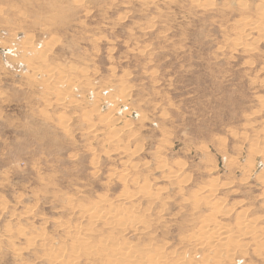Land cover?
<instances>
[{
    "label": "rangeland",
    "instance_id": "1",
    "mask_svg": "<svg viewBox=\"0 0 264 264\" xmlns=\"http://www.w3.org/2000/svg\"><path fill=\"white\" fill-rule=\"evenodd\" d=\"M263 10L0 0V264H110L128 246L201 264L187 239L213 209L233 236L239 220L262 234L223 262L264 264Z\"/></svg>",
    "mask_w": 264,
    "mask_h": 264
},
{
    "label": "bare ground",
    "instance_id": "2",
    "mask_svg": "<svg viewBox=\"0 0 264 264\" xmlns=\"http://www.w3.org/2000/svg\"><path fill=\"white\" fill-rule=\"evenodd\" d=\"M264 11V10H263ZM261 16L259 17L260 19H258L257 24H255L253 27L255 29H257L259 32H264V15L263 12H261L260 14ZM249 21V20H248ZM255 22V21H254ZM254 24V23H253ZM242 25V24H241ZM252 27L250 24L244 25L243 27L245 28V30L250 29V27ZM252 27V29H254ZM251 30V29H250ZM244 32V31H243ZM258 33V32H257ZM239 38V37H238ZM242 38V37H241ZM237 40V39H236ZM244 40V39H243ZM238 41L240 42V39H238ZM239 46V45H238ZM30 48V47H29ZM30 51V50H29ZM45 56V55H44ZM40 61V59H39ZM41 63V62H40ZM51 74V73H50ZM49 74V75H50ZM48 75V76H49ZM62 78V77H61ZM65 78V77H64ZM64 80V79H61ZM61 80L59 81V83L61 82ZM67 81V80H66ZM57 83V82H56ZM61 84V83H60ZM123 84V83H121ZM69 85V84H68ZM88 85V84H87ZM123 86V85H122ZM52 90V89H51ZM67 90V89H66ZM50 91V90H49ZM57 92V91H56ZM122 99L124 98L125 95H121ZM115 104V103H114ZM115 117V116H114ZM113 116L111 117H107L105 121L107 122H112V120L114 119ZM104 121V122H105ZM103 122V121H102ZM106 122V123H107ZM105 124V123H104ZM111 126V125H110ZM108 126V127H110ZM113 127V126H112ZM114 133V132H113ZM112 135V132L110 133ZM112 138V137H111ZM264 142V141H263ZM164 163V162H163ZM175 178V175H174ZM135 180V179H134ZM148 187L145 190V193L147 191ZM215 189H210V191H214ZM202 191V190H201ZM144 192V191H142ZM125 194V193H124ZM148 194V191L147 193ZM149 196V195H148ZM125 197V196H124ZM126 198V197H125ZM133 198V197H132ZM128 199V198H127ZM193 202L197 204V206H200L199 203H201L202 201L206 202V204H210L208 200H210L208 198V196L206 197H200L199 193H196L194 198H193ZM208 201V202H207ZM101 202V201H100ZM97 204V203H96ZM95 204V205H96ZM99 204V203H98ZM88 206V205H87ZM214 207V206H213ZM91 208V207H90ZM93 208V207H92ZM83 209V208H82ZM106 211V210H105ZM109 211V210H108ZM113 211V210H110ZM213 213L211 214V216H209V218H207L201 225V228H199L200 230L195 233L192 234V236L190 235L187 239L191 242H194L196 244V247L199 248H205L207 249L206 251L208 252V255H205V258H203L201 260V264H223V260L224 258L229 259L232 258L235 255L236 251H233V248L236 247H242L239 243L241 241H238L237 238H250L251 241L256 242L255 240L259 239L262 237V234L260 233V231L258 230V228L256 227V225L254 224L249 225V224H245L248 223L246 222V220H239V228H237L236 230H238V236H233V230L231 228H229L228 226H224L223 224L219 223L215 218V215L220 213V211H216V210H212ZM216 211V212H215ZM115 212V211H113ZM125 212V211H124ZM118 213V212H115ZM114 213V214H115ZM85 214V213H84ZM100 214V213H99ZM135 215V214H134ZM133 213L131 211H127L125 213V215H119L116 214L112 217L110 224L111 225H120V226H124L125 224H127L128 222H133L135 221L136 218L138 217H134ZM90 216V215H89ZM88 216V217H89ZM110 216V214H109ZM95 217V216H94ZM134 217V218H133ZM93 218V217H92ZM100 218V217H97ZM217 218V217H216ZM94 219V218H93ZM106 221V220H105ZM140 221V220H139ZM252 222V221H251ZM237 223V224H238ZM254 223V222H253ZM105 224H107L105 222ZM134 224V223H133ZM138 224V223H137ZM108 225V224H107ZM237 226V227H238ZM127 227V226H125ZM135 226L133 225V228ZM129 228V227H128ZM127 228V229H128ZM123 229V228H122ZM126 229V228H125ZM124 229V230H125ZM126 229V230H127ZM198 230V229H197ZM102 242V241H101ZM103 243V242H102ZM106 243V242H105ZM243 243V241H242ZM108 244V243H107ZM112 244V243H110ZM109 245V244H108ZM118 245V244H117ZM114 246V245H112ZM120 247V245H118ZM117 246V247H118ZM101 247V246H100ZM107 247V246H106ZM98 248V247H97ZM109 247H107L106 250ZM121 248V247H120ZM115 249L113 251H107L106 253L104 252V256L106 258H102L105 261H109V263H116V264H176V262H172L171 258H168V253L167 255H165V248L161 247V248H157V247H152L150 250L148 248V250H138L136 248H134L133 246H128L127 248L124 249ZM154 248V250H153ZM245 248V247H244ZM94 249V248H93ZM101 249H103L101 247ZM104 249V250H105ZM96 250V248L94 249ZM100 250V249H99ZM112 250V249H111ZM88 251V250H87ZM102 251V250H101ZM245 251V250H243ZM99 252V251H98ZM103 252V251H102ZM239 252H241L239 250ZM101 253V252H99ZM242 253V252H241ZM245 253V252H244ZM103 255V253H101ZM100 254V255H101ZM86 256H92L96 255L95 251H88L85 254ZM98 255V254H97ZM99 255V256H100ZM171 255V254H170ZM245 255V254H244ZM101 258V259H102ZM171 259V260H170ZM103 260V261H104ZM182 260V259H181ZM171 261V262H170ZM231 261V260H230ZM178 262V261H177ZM183 263V262H182ZM177 264H180L177 263ZM225 264V263H224Z\"/></svg>",
    "mask_w": 264,
    "mask_h": 264
}]
</instances>
